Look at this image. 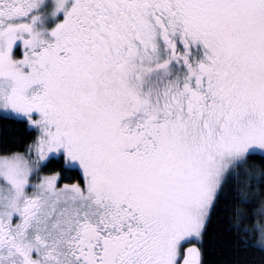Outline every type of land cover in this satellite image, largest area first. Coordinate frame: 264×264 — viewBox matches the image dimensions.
Listing matches in <instances>:
<instances>
[{"label":"snow or ice","instance_id":"obj_1","mask_svg":"<svg viewBox=\"0 0 264 264\" xmlns=\"http://www.w3.org/2000/svg\"><path fill=\"white\" fill-rule=\"evenodd\" d=\"M0 264H264V0H0Z\"/></svg>","mask_w":264,"mask_h":264}]
</instances>
